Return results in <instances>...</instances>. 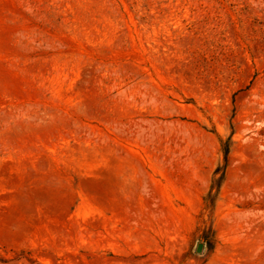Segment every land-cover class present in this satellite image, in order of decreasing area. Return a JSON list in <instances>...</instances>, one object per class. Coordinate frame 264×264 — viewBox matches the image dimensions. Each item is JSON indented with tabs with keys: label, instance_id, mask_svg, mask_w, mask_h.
Wrapping results in <instances>:
<instances>
[{
	"label": "rangeland",
	"instance_id": "1",
	"mask_svg": "<svg viewBox=\"0 0 264 264\" xmlns=\"http://www.w3.org/2000/svg\"><path fill=\"white\" fill-rule=\"evenodd\" d=\"M0 264H264V0H0Z\"/></svg>",
	"mask_w": 264,
	"mask_h": 264
},
{
	"label": "trees",
	"instance_id": "2",
	"mask_svg": "<svg viewBox=\"0 0 264 264\" xmlns=\"http://www.w3.org/2000/svg\"><path fill=\"white\" fill-rule=\"evenodd\" d=\"M227 162H228V148L224 150V164L218 165L214 171V177L218 176L217 181L214 180L216 182L217 188H219L220 184L223 182Z\"/></svg>",
	"mask_w": 264,
	"mask_h": 264
},
{
	"label": "water",
	"instance_id": "3",
	"mask_svg": "<svg viewBox=\"0 0 264 264\" xmlns=\"http://www.w3.org/2000/svg\"><path fill=\"white\" fill-rule=\"evenodd\" d=\"M200 249H201V245L198 246V248H197V252H199Z\"/></svg>",
	"mask_w": 264,
	"mask_h": 264
}]
</instances>
